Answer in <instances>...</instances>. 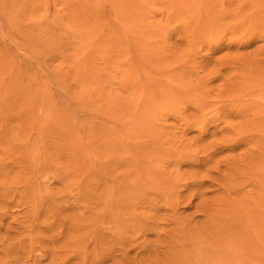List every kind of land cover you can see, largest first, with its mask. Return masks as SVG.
Here are the masks:
<instances>
[{"label": "rangeland", "instance_id": "374dc122", "mask_svg": "<svg viewBox=\"0 0 264 264\" xmlns=\"http://www.w3.org/2000/svg\"><path fill=\"white\" fill-rule=\"evenodd\" d=\"M252 263L264 0H0V264Z\"/></svg>", "mask_w": 264, "mask_h": 264}, {"label": "bare ground", "instance_id": "6f19581e", "mask_svg": "<svg viewBox=\"0 0 264 264\" xmlns=\"http://www.w3.org/2000/svg\"><path fill=\"white\" fill-rule=\"evenodd\" d=\"M258 7V6H257ZM75 12V11H74ZM72 13V12H71ZM257 17V16H256ZM42 33V32H41ZM140 181V180H139ZM140 186V185H139ZM147 186V185H146ZM143 187V186H142ZM141 187V188H142ZM143 189V188H142ZM240 227H242V226H240ZM244 227V226H243ZM246 227V226H245ZM244 229V228H243ZM240 230V229H239ZM241 232V231H240ZM247 232V231H246ZM236 234H237V231H236ZM235 244V243H234ZM232 250V249H231ZM239 255V254H238ZM240 256H242V255H240ZM208 259H209V256H208ZM226 259H227V257H226ZM234 259V258H233ZM209 261V260H208ZM208 261H207V263H208ZM239 261V260H238ZM239 262H241V261H239ZM209 263H210V261H209ZM231 263V262H230ZM253 264V263H252Z\"/></svg>", "mask_w": 264, "mask_h": 264}]
</instances>
